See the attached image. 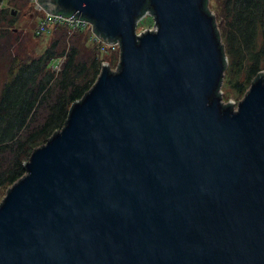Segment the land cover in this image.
<instances>
[{
	"label": "water",
	"instance_id": "water-1",
	"mask_svg": "<svg viewBox=\"0 0 264 264\" xmlns=\"http://www.w3.org/2000/svg\"><path fill=\"white\" fill-rule=\"evenodd\" d=\"M37 1L120 61L0 203V264H264V72L222 102L207 0Z\"/></svg>",
	"mask_w": 264,
	"mask_h": 264
},
{
	"label": "trees",
	"instance_id": "trees-1",
	"mask_svg": "<svg viewBox=\"0 0 264 264\" xmlns=\"http://www.w3.org/2000/svg\"><path fill=\"white\" fill-rule=\"evenodd\" d=\"M0 3H4L0 7V194L4 195L25 176L32 153L66 126L73 105L95 85L103 60L91 32L71 34L64 25L47 34L44 50L32 55L16 29L18 15L30 0ZM205 7L213 13L210 0ZM215 25L227 57L223 81L242 97L264 72V0H219ZM43 36L34 29V38ZM119 55L117 51V60ZM58 60L63 62L55 70Z\"/></svg>",
	"mask_w": 264,
	"mask_h": 264
},
{
	"label": "rangeland",
	"instance_id": "rangeland-1",
	"mask_svg": "<svg viewBox=\"0 0 264 264\" xmlns=\"http://www.w3.org/2000/svg\"><path fill=\"white\" fill-rule=\"evenodd\" d=\"M210 8L213 11V13L216 15V13H218L219 0H210ZM16 15H14V16H16ZM37 15L38 14L35 12V10L32 6V3L30 2V4L27 6V8L23 12H20V14L18 15L19 21L17 22V27H16L17 31L22 33V41L24 43V45H23L24 48L27 49V51H29V52H33L32 55H35V50L38 52H42L44 50V48L46 47L48 41H49V37L47 34L46 35L44 34L42 39H38V38L33 37L34 29H36L38 21H39V16H37ZM154 29H155L154 18L152 15H147L139 21L137 28H136V33L138 35H140L144 32L153 31ZM75 31H77V30H75ZM75 31H70V33L72 34ZM95 43L98 45V47L100 49V53H101L100 58H101V60H103L102 65L108 64L109 67L115 71L117 69V65L120 61V55H119L118 60H117L118 57H116L118 49L115 50L110 45H107V44H105L106 49H104L103 48L104 44L102 45L100 43V45H99V43H97V42H95ZM62 62H63V60H58V61L54 62L53 65L55 66V70L60 69V65ZM2 73H3V70L0 72V87H1V84L3 82ZM224 81H225V76H224ZM224 81H223V86H222V90H221L222 102L224 104L235 103V105L237 106L241 102V100L244 98L245 94L247 93V91L249 90L250 87L247 89V91L245 92V94L242 97H238V95H235L233 93V91L230 90V88L228 87L227 84H225ZM5 196H6V193L4 195L0 194V203L2 202V200L4 199Z\"/></svg>",
	"mask_w": 264,
	"mask_h": 264
},
{
	"label": "built area",
	"instance_id": "built-area-1",
	"mask_svg": "<svg viewBox=\"0 0 264 264\" xmlns=\"http://www.w3.org/2000/svg\"><path fill=\"white\" fill-rule=\"evenodd\" d=\"M35 12L39 16V21L36 27V33L38 35L49 34L53 31V29L59 25H64L70 28L71 31L80 30V31H89L92 34V40L101 43L103 48L106 49L104 40L100 39L94 31V25L85 20H71L60 15L48 13L37 0H30ZM4 3H0V7H2ZM110 45L113 49L119 51L120 54V44L116 42Z\"/></svg>",
	"mask_w": 264,
	"mask_h": 264
}]
</instances>
